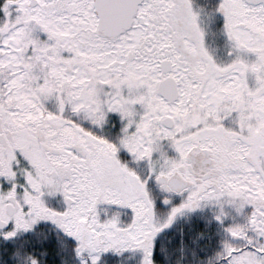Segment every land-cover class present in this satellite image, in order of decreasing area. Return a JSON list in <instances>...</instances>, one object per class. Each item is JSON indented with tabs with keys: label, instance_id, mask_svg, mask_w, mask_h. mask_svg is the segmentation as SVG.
<instances>
[{
	"label": "snow or ice",
	"instance_id": "snow-or-ice-1",
	"mask_svg": "<svg viewBox=\"0 0 264 264\" xmlns=\"http://www.w3.org/2000/svg\"><path fill=\"white\" fill-rule=\"evenodd\" d=\"M0 264H264V0H0Z\"/></svg>",
	"mask_w": 264,
	"mask_h": 264
}]
</instances>
